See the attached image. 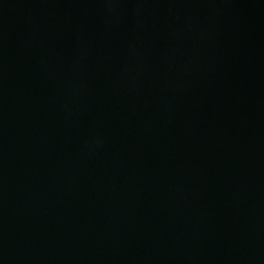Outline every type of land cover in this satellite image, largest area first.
Instances as JSON below:
<instances>
[{
    "label": "water",
    "instance_id": "1",
    "mask_svg": "<svg viewBox=\"0 0 264 264\" xmlns=\"http://www.w3.org/2000/svg\"><path fill=\"white\" fill-rule=\"evenodd\" d=\"M0 264H264V0H0Z\"/></svg>",
    "mask_w": 264,
    "mask_h": 264
}]
</instances>
